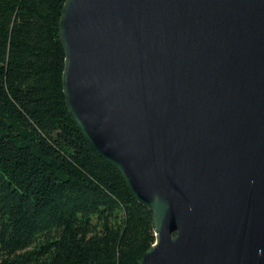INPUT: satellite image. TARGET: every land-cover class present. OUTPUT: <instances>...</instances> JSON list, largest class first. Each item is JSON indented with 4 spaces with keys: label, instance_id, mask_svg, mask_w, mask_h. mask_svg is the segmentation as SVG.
I'll return each instance as SVG.
<instances>
[{
    "label": "water",
    "instance_id": "95a60500",
    "mask_svg": "<svg viewBox=\"0 0 264 264\" xmlns=\"http://www.w3.org/2000/svg\"><path fill=\"white\" fill-rule=\"evenodd\" d=\"M63 88L152 212L142 264H264V0H66Z\"/></svg>",
    "mask_w": 264,
    "mask_h": 264
},
{
    "label": "trees",
    "instance_id": "16d2710c",
    "mask_svg": "<svg viewBox=\"0 0 264 264\" xmlns=\"http://www.w3.org/2000/svg\"><path fill=\"white\" fill-rule=\"evenodd\" d=\"M66 0H0V264H142L152 212L63 88Z\"/></svg>",
    "mask_w": 264,
    "mask_h": 264
}]
</instances>
